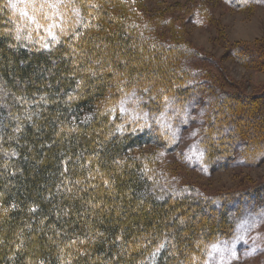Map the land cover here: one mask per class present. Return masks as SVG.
I'll return each mask as SVG.
<instances>
[{"label":"trees","instance_id":"1","mask_svg":"<svg viewBox=\"0 0 264 264\" xmlns=\"http://www.w3.org/2000/svg\"><path fill=\"white\" fill-rule=\"evenodd\" d=\"M115 3L0 0V264H218L264 216V187L236 196L233 213L228 198L153 183L135 150L154 136L175 149L204 81L187 77L174 47L133 34ZM207 98L218 123L196 142L199 168L246 144L253 157L264 92L252 112L216 87ZM240 116L248 127L231 134ZM215 208L217 220L198 216Z\"/></svg>","mask_w":264,"mask_h":264},{"label":"rangeland","instance_id":"2","mask_svg":"<svg viewBox=\"0 0 264 264\" xmlns=\"http://www.w3.org/2000/svg\"><path fill=\"white\" fill-rule=\"evenodd\" d=\"M111 9L115 15H124L133 34L164 48L174 47L170 51H178L177 65L186 69L187 77L204 81L193 121L183 130L180 144L173 150L165 148L154 136L152 142L135 150V154L150 158L147 166L149 177L155 178L153 183L164 190L194 191L197 197L212 198L210 203L228 198L222 206L232 212L238 205L236 196L254 200L252 196L264 187V146H258L250 157V148L242 145L210 170H203L197 161L196 142L212 133L218 123L212 119L218 116V101L207 98L213 88H218L227 102L234 101L237 109L249 105L252 112L261 102L257 95L264 92V0L238 5L228 0H116ZM242 47L254 54L246 57ZM234 95H240L239 99L231 97ZM236 123L231 134L248 127L241 116ZM212 139L216 147L229 140L223 132ZM246 204L241 203L240 208ZM221 210L206 209L198 216L203 221L217 220ZM218 264H264V216L251 227L243 246L238 251L227 248Z\"/></svg>","mask_w":264,"mask_h":264},{"label":"snow or ice","instance_id":"3","mask_svg":"<svg viewBox=\"0 0 264 264\" xmlns=\"http://www.w3.org/2000/svg\"><path fill=\"white\" fill-rule=\"evenodd\" d=\"M25 15H27V13H25ZM233 255H235V254L233 253Z\"/></svg>","mask_w":264,"mask_h":264}]
</instances>
